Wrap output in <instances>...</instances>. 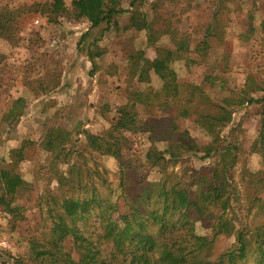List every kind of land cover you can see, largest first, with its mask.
<instances>
[{
  "label": "rangeland",
  "instance_id": "rangeland-1",
  "mask_svg": "<svg viewBox=\"0 0 264 264\" xmlns=\"http://www.w3.org/2000/svg\"><path fill=\"white\" fill-rule=\"evenodd\" d=\"M34 1L50 0H0V7L13 9ZM65 4L69 6L70 0ZM114 7L120 12L112 21L94 28L85 19L60 17L50 22L45 14L27 12L20 16L12 41L0 37V167L12 168L27 183L12 201L17 215L6 212L0 204V260L6 264H32L28 237H48L52 219L46 203L51 207L58 204L51 198L94 196L106 204L122 191L162 177H167L168 185L188 183L201 165L218 162V154L199 160L202 152L185 153L168 164L164 173L145 160L152 142L144 129L136 134L119 133L118 159L91 148L86 139V133L117 136L110 130L117 108L133 101L136 92L150 89L155 95L161 88L162 79L151 70L147 81H138L130 74L129 55L142 50L143 59L150 62L156 56V46L181 34H189L193 40L187 52L174 54L178 82L203 83L205 96L212 102L230 103L231 119L220 132L222 143L236 147L229 180L235 190L227 215L234 217L238 228L264 227V187L254 190L260 180L264 185V175L260 174V152L264 149V0H224L223 7L217 0H115ZM217 9L222 21L212 35L204 37L208 48L199 56L193 51L194 42L201 40L204 25ZM142 18L150 33L130 26L132 20ZM197 27L200 31H195ZM243 97L257 101L234 104ZM17 98L21 102L14 108ZM152 99L156 103L162 96ZM136 107L142 121L170 114V109L158 111L157 106L146 107L140 102ZM184 127L198 143L211 138L192 120H186ZM52 135L64 140L56 151L44 148ZM167 145L153 143L158 150ZM195 189L193 185L191 191ZM209 226L207 220L197 221L195 231L210 234ZM233 240L234 236L218 237L212 255L228 248Z\"/></svg>",
  "mask_w": 264,
  "mask_h": 264
},
{
  "label": "trees",
  "instance_id": "trees-1",
  "mask_svg": "<svg viewBox=\"0 0 264 264\" xmlns=\"http://www.w3.org/2000/svg\"><path fill=\"white\" fill-rule=\"evenodd\" d=\"M217 1L219 6H224V0ZM114 3L115 0H70L67 6L65 0H50L43 3L34 1L13 9L3 6L0 7V37L12 41L20 16L27 12L45 14L50 22H56L60 17L70 21L85 19L90 28L98 27L102 22L112 21L120 12ZM219 21H222V16L217 9L204 25L201 40L194 42L193 51L199 56H204L208 48L204 37L213 34L220 25ZM130 26L150 33L145 18L132 20ZM196 30L200 31L198 27ZM190 40L193 38L190 39L189 34H181L167 44L156 46V56L150 62L143 59L142 50L130 54V74L138 81H147V73L151 70L162 79L161 88L155 95L150 89L136 92L133 101L117 108V116L113 118L110 129L117 136L86 133V139L91 148L118 159V139L122 138L119 133L136 134L144 129L149 132L147 139L152 142L145 152V160L164 173L168 164L177 162L185 153L202 152L199 160L218 154V162L214 166L201 165L190 175L188 183L168 185L167 177H162L127 192L122 191L113 202L106 204L94 196L51 198L58 204L51 207L49 202L46 203L52 219L48 237H28L32 264H264L263 225L238 228L234 217L227 215L235 190L229 180L236 147L222 143L220 132L227 128L231 119V111L227 108L230 103L212 102L205 96L203 83H179L177 80L174 54L187 52ZM148 41L152 46L155 43L150 36ZM262 43L264 45V38ZM134 59L135 62L131 61ZM155 96H162V99L154 103L152 98ZM252 101L257 100L243 97L234 104ZM20 102L21 99L17 98L12 106L15 108ZM138 102L146 107L157 106L158 111L170 109V114L142 121L136 107ZM188 119L209 134L210 140L198 143L192 138L184 127ZM155 129L158 132H154ZM63 141L61 136H49L44 148L56 151ZM159 141L168 142L167 147L158 150L153 146ZM260 153V174L264 175V149ZM262 182L255 184L256 192L263 189ZM26 185V181L12 168L0 167V204L6 212L17 215V207L12 201L18 189ZM193 185L196 189L191 191ZM33 216L35 218V214ZM205 220L210 222V234L196 233L195 223ZM220 236H234V240L228 248L212 255L214 243ZM0 264L6 262L0 260Z\"/></svg>",
  "mask_w": 264,
  "mask_h": 264
}]
</instances>
